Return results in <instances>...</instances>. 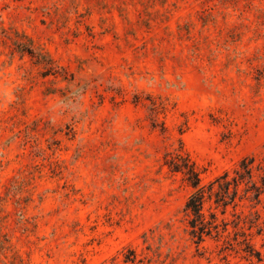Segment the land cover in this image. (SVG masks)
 <instances>
[{
    "label": "rangeland",
    "instance_id": "rangeland-1",
    "mask_svg": "<svg viewBox=\"0 0 264 264\" xmlns=\"http://www.w3.org/2000/svg\"><path fill=\"white\" fill-rule=\"evenodd\" d=\"M180 151L263 185L264 0H0V264H264V191L197 242Z\"/></svg>",
    "mask_w": 264,
    "mask_h": 264
},
{
    "label": "trees",
    "instance_id": "trees-1",
    "mask_svg": "<svg viewBox=\"0 0 264 264\" xmlns=\"http://www.w3.org/2000/svg\"><path fill=\"white\" fill-rule=\"evenodd\" d=\"M167 158L166 163L169 165L172 171L181 172L184 178L195 188L194 193L189 197L185 210L191 217L190 226L191 234L197 238V242H201L205 236L220 234V224L217 222V213L211 212L210 218L206 217L204 208L208 198L214 197V202L218 206H222L224 209L222 213L226 212L228 205H237L236 199L239 195V188L242 183L246 185L245 192L248 193L254 190V197L259 200L260 195L264 191V177L263 185L259 186L253 181V162L252 158H244L240 162L239 166L235 169V175L230 179L229 173L226 172L223 175L210 182L207 186L201 185L200 172L195 162L190 158L186 152H176ZM242 198V196H240ZM224 225L227 223L224 221ZM226 230V227H224ZM244 244L243 250L247 253L248 258H256L258 262L264 260V255L261 251L254 248L251 241L245 235L244 239L240 241ZM131 264L136 263V257H127L126 262Z\"/></svg>",
    "mask_w": 264,
    "mask_h": 264
}]
</instances>
